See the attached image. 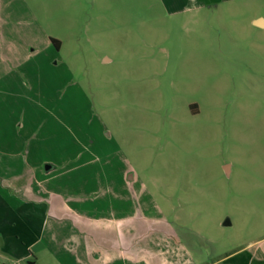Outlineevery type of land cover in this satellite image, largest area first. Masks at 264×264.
<instances>
[{"label":"rangeland","instance_id":"1","mask_svg":"<svg viewBox=\"0 0 264 264\" xmlns=\"http://www.w3.org/2000/svg\"><path fill=\"white\" fill-rule=\"evenodd\" d=\"M258 20L264 0H0V119L91 191L80 215L152 229L142 262L264 253Z\"/></svg>","mask_w":264,"mask_h":264},{"label":"crops","instance_id":"2","mask_svg":"<svg viewBox=\"0 0 264 264\" xmlns=\"http://www.w3.org/2000/svg\"><path fill=\"white\" fill-rule=\"evenodd\" d=\"M9 127L14 128L13 133ZM15 127L10 120L0 119V257L6 264H38V255L44 252L66 264L153 263L149 258L142 262L137 250L141 235L153 237L152 229L141 234L133 216L121 221L133 225L124 232L118 229L121 224L117 220L80 215L88 207L86 198L91 191L84 185L60 182L61 165L43 156L44 140L19 136ZM76 171L80 170L74 167L66 173ZM69 198L79 202V212L65 205ZM108 222L114 234L97 231ZM65 228L72 230L62 232ZM147 255H151L149 250ZM210 264H264V253H237Z\"/></svg>","mask_w":264,"mask_h":264},{"label":"trees","instance_id":"3","mask_svg":"<svg viewBox=\"0 0 264 264\" xmlns=\"http://www.w3.org/2000/svg\"><path fill=\"white\" fill-rule=\"evenodd\" d=\"M51 42L55 45L58 50L61 48V42L59 40L51 38Z\"/></svg>","mask_w":264,"mask_h":264},{"label":"water","instance_id":"4","mask_svg":"<svg viewBox=\"0 0 264 264\" xmlns=\"http://www.w3.org/2000/svg\"><path fill=\"white\" fill-rule=\"evenodd\" d=\"M256 25L257 26H259V27H262L263 26V21L262 20H258L257 22H256ZM49 167H47V169H48ZM3 245V240H2V238L0 237V247Z\"/></svg>","mask_w":264,"mask_h":264}]
</instances>
